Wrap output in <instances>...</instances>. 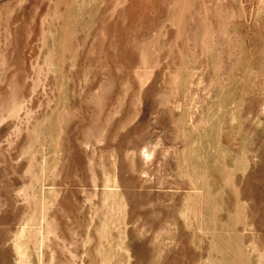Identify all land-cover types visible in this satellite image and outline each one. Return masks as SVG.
Masks as SVG:
<instances>
[{
    "label": "rangeland",
    "instance_id": "1",
    "mask_svg": "<svg viewBox=\"0 0 264 264\" xmlns=\"http://www.w3.org/2000/svg\"><path fill=\"white\" fill-rule=\"evenodd\" d=\"M0 264H264V0H0Z\"/></svg>",
    "mask_w": 264,
    "mask_h": 264
}]
</instances>
